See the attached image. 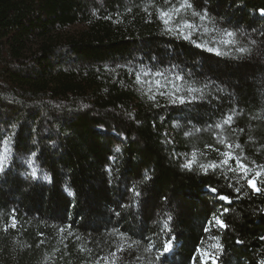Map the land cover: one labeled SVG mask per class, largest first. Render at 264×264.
Segmentation results:
<instances>
[{"label": "trees", "instance_id": "16d2710c", "mask_svg": "<svg viewBox=\"0 0 264 264\" xmlns=\"http://www.w3.org/2000/svg\"><path fill=\"white\" fill-rule=\"evenodd\" d=\"M2 150L0 264H264V0H0Z\"/></svg>", "mask_w": 264, "mask_h": 264}, {"label": "snow or ice", "instance_id": "6c2138e0", "mask_svg": "<svg viewBox=\"0 0 264 264\" xmlns=\"http://www.w3.org/2000/svg\"><path fill=\"white\" fill-rule=\"evenodd\" d=\"M184 7L191 8V4L181 5V7H180L179 9H173V11H175V12H179V11H181ZM193 15H199V14H198V13H193ZM160 16H161V18H162V22H163L165 25H168V24L170 23V15H169L168 12H163V11H162V12L160 13ZM207 16H208V12H207V9H205V10H204V14H203V15H199V18H200L201 21H204L205 18H206ZM183 27L186 28L188 31H187V32H181L179 29H176V31H177V36L180 37V38H183V39H189V40H190V32H191V30L195 27V25H193V24H191V23H188V22H185L184 25H183ZM167 31L170 33V32L172 31V29L169 28V29H167ZM205 31H207V29H205ZM226 35L229 36V37H232V36L234 35V33L231 32V31H226ZM226 43H227L228 45H231L233 42H232L231 40H229V41H227ZM195 46L199 47L200 45L197 44V45H195ZM207 50L210 51V52L212 51L211 48H208ZM236 52H238V53H240V54H244V53L246 52V49L243 48V47L236 48ZM214 54H216V55H230L231 52L229 51V52L221 53V52H219V50H217ZM157 75L160 76V75H163V74H161V73H157ZM176 78H177V79H182V77H176ZM137 79H139V77H137ZM178 99L180 100L181 103H184V102H185V100H184V98H183L182 96L178 97ZM225 122L227 123L228 121H225ZM116 151L119 152L120 149L117 148ZM32 155L34 156L35 153H33ZM30 163H31V161H29V164H30ZM223 163H227V161H224ZM237 164H238L239 167H244V165L240 164L239 160L237 161ZM185 167L190 168V167H191V163L189 162V164L185 165ZM212 167L214 168L215 165H213ZM2 171H3V163L0 162V172H2ZM205 174H207V170L205 171ZM32 176H33V178H35V176H36V170H35V168H33V170H32ZM146 178H147V177H146ZM45 179H47V177H45ZM248 184H249V186L252 187L253 189H256V183H255L253 180H249V181H248ZM256 190H258V189H256ZM209 191H211V192H215L216 189H215V188H209ZM136 195H137V197H138V196L140 195V193H136ZM220 199L227 200L226 197H220ZM229 202H230V201H229ZM225 211H227V210H225ZM168 219L171 220V217H169ZM210 223H211V221H210ZM215 225H216L217 227H221V228H225V227H227V225L224 223V221H223V220H220L219 218H216V219H215ZM166 226H167V225H166ZM205 230L207 231V229H205ZM165 247L167 248V246H165ZM216 247H217V248H220L221 246H220V245H217ZM213 259H214V257H213Z\"/></svg>", "mask_w": 264, "mask_h": 264}, {"label": "rangeland", "instance_id": "374dc122", "mask_svg": "<svg viewBox=\"0 0 264 264\" xmlns=\"http://www.w3.org/2000/svg\"><path fill=\"white\" fill-rule=\"evenodd\" d=\"M4 151H5V150L0 151V162H2V163H3V161H4V159H3V158H4V157H3V156H4ZM251 188H252V187H251ZM252 189H253V188H252ZM256 189H257V188H256ZM256 189H253V190L256 191Z\"/></svg>", "mask_w": 264, "mask_h": 264}]
</instances>
